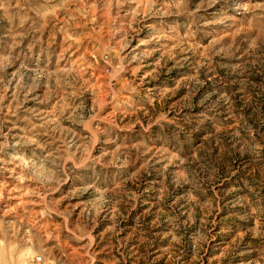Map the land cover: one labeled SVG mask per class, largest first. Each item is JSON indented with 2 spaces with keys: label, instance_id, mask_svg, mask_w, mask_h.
I'll return each instance as SVG.
<instances>
[{
  "label": "rangeland",
  "instance_id": "1",
  "mask_svg": "<svg viewBox=\"0 0 264 264\" xmlns=\"http://www.w3.org/2000/svg\"><path fill=\"white\" fill-rule=\"evenodd\" d=\"M36 256L264 264V0H0V264Z\"/></svg>",
  "mask_w": 264,
  "mask_h": 264
},
{
  "label": "built area",
  "instance_id": "2",
  "mask_svg": "<svg viewBox=\"0 0 264 264\" xmlns=\"http://www.w3.org/2000/svg\"><path fill=\"white\" fill-rule=\"evenodd\" d=\"M35 264H48L45 260H43L40 256H36L34 258Z\"/></svg>",
  "mask_w": 264,
  "mask_h": 264
},
{
  "label": "bare ground",
  "instance_id": "3",
  "mask_svg": "<svg viewBox=\"0 0 264 264\" xmlns=\"http://www.w3.org/2000/svg\"><path fill=\"white\" fill-rule=\"evenodd\" d=\"M119 32V31H118Z\"/></svg>",
  "mask_w": 264,
  "mask_h": 264
}]
</instances>
